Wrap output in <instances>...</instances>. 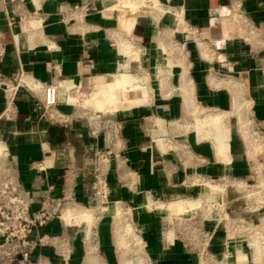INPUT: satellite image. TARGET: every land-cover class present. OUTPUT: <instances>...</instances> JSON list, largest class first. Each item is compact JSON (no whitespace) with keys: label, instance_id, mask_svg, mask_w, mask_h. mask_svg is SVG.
Here are the masks:
<instances>
[{"label":"crops","instance_id":"0c3cea01","mask_svg":"<svg viewBox=\"0 0 264 264\" xmlns=\"http://www.w3.org/2000/svg\"><path fill=\"white\" fill-rule=\"evenodd\" d=\"M97 1L0 0V46L4 49L0 71L12 75L22 70L43 85L74 87L69 92L60 89L58 94L56 108L64 121L51 118L41 105V96L24 89L14 99L13 114L5 117L0 88V141L9 163L5 177L11 178L26 200L29 215L45 210L52 216L45 227L30 235L31 240H45L42 245L27 258L20 253L10 258L1 256L0 264H94L97 259L109 264L114 254L106 219L98 220L97 234L87 239L84 221L66 224L61 217L67 206L92 207L98 203L93 183L97 176L107 184L109 200L134 211L135 225L150 258L157 264H196L195 254L170 233L169 214L147 210L146 199L167 204L180 197H195L206 180L225 178L229 180L224 186L229 188L225 190L227 209L239 216L247 208L241 199L254 186V159L234 135L230 136V150L228 143L224 145L229 157L225 163L213 139L198 140L194 124L184 120L196 113L187 111L186 99L179 91L181 68L175 64L170 74L158 73L169 60L159 51L158 41L170 45L172 51L175 47L169 42V35L174 33L169 23L160 24L139 13L100 8ZM164 1L184 4L185 17L209 48V58L202 57L198 48L196 55L195 45L181 36V46L176 48L181 53L184 47L190 50L188 58H175L171 53L172 61L188 65L195 106L214 113L227 112L233 94L222 82L243 83L251 118L264 130V76L257 68L258 55L243 46L232 25L238 5L251 20L264 23V0ZM12 19L14 28L9 27ZM24 29L31 34L17 43L16 37ZM115 33L133 39L141 51L139 60L128 63V72L131 74L135 63L139 71H147L151 90L148 105H130L135 95H124L127 108L119 104L114 84L119 67ZM87 86L102 90L101 99L86 100L102 115L96 130L88 120L78 117L74 105L67 101L77 87ZM116 124L119 128L113 131ZM207 230L211 232L209 252L224 257L222 236ZM3 242L0 237V244ZM89 246L97 259H89Z\"/></svg>","mask_w":264,"mask_h":264},{"label":"rangeland","instance_id":"374dc122","mask_svg":"<svg viewBox=\"0 0 264 264\" xmlns=\"http://www.w3.org/2000/svg\"><path fill=\"white\" fill-rule=\"evenodd\" d=\"M129 2H135L138 8L134 10L135 8H127V7H121L122 9L126 10H132L129 13H139L145 18L150 19L151 21H154V14L157 12L154 9L151 8V3L148 0H128ZM108 2V1H107ZM160 4L163 6V9L167 7L174 8V11L169 13H162L159 20L157 22H160V24L164 23L165 25H168L169 23V30H173V35H169V42H171L173 45H175L174 50L172 51V57L179 58V57H186L188 58V50L184 47L182 53L177 50L176 47L181 46V36H184V41L189 43L190 45H195L193 48L194 53H198V44L203 43L202 36L200 35V32L196 30L190 23L189 20L185 17V10H184V4L182 3H172V2H165L164 0H159ZM109 3V2H108ZM116 3L115 1H112L108 4V7L113 6ZM96 4L102 8V4L100 0L96 2ZM235 12L234 14H239L240 17H237V20L233 17L232 18V25L235 27L236 36L238 37V40L243 44L244 47H247L248 49H251L254 55H258V61H257V68L258 70H261L262 65L264 63V23H258L251 18H249L245 13L244 9L241 7V5L234 7ZM128 12V11H127ZM181 12L184 20V24L181 25V27L175 23V17L174 13ZM165 20V22H163ZM156 22V21H154ZM184 27V28H182ZM184 32V33H183ZM186 36V38H185ZM115 44L117 45L116 41ZM183 45V44H182ZM189 60V59H188ZM136 64V63H135ZM132 64L131 66V74H140L141 71H139L136 68V65ZM263 72V71H262ZM261 73V71H260ZM245 86V87H244ZM93 88L90 86H87L86 89L80 88V91L77 93L75 92L73 97L77 99V101L84 102L87 99H89L90 92ZM239 89V88H238ZM60 91V89H59ZM76 91V90H75ZM240 93H242L243 98L247 101H250L248 94H247V88L246 85H243V88L239 90ZM59 94V92H58ZM65 99V96H64ZM240 100V99H238ZM245 107L247 109H245ZM73 110L76 112V115L78 117H81L83 119H86L90 117L89 115H85V113H89L90 115L95 114L102 117V115L95 111L92 107H85L86 109H82L78 105L72 106ZM242 109H245V113L247 114L249 124L247 126L246 132L249 135V145L246 143L241 136L240 132L238 131L239 124V115L235 112H232L231 109L227 111V116L224 118L223 123L229 127L231 131V136L234 138L237 137L238 141H243L244 146L246 147L248 153H251L254 161L252 162V165L254 167V174H255V182L254 186L252 188L248 189V192L244 193V198L241 199V201H244L247 203V208L244 210L243 213H240L239 216L232 215L229 213V210L227 209L226 199H225V190H228L229 188H225V184L228 183V179H219L214 181L206 180L205 182H210L212 185H219L220 187L224 188V191L222 194H216L209 196L210 202H206L202 204L200 208L193 209L188 211L186 214L178 215V216H170L169 215V231L171 234H175L177 238L181 239L183 244L191 250L195 254L196 258V264H200L199 258L202 254H207L209 257L205 258L207 261V264H238L236 261L237 255L235 254V250L237 246L240 247V251L246 255L248 259V264H256L253 261V250L250 247V240L256 239L258 242V245L260 246V262L259 264H264V190L261 193H257L259 191V180L256 174V166L261 165L260 174L261 179L264 182V130L260 128L257 121L254 118H251V105L250 102L248 104H244ZM85 110V111H84ZM84 114V115H83ZM201 115H195L190 116L187 115V117L184 119L186 122H190V124H194L192 126H195L196 124V117L200 118ZM207 121L206 123H208ZM211 123V122H210ZM191 127V126H190ZM211 126H208L205 128L208 135L214 136L213 133H215V130L211 129ZM192 127L189 129V131H192ZM224 137V136H223ZM221 137V138H223ZM1 140V139H0ZM222 140V139H221ZM224 140V139H223ZM224 141L221 143H215L216 146H219V150L222 153L220 157L228 159V155L226 154V148L223 146ZM2 144V142L0 141ZM9 168V163L7 159H1L0 158V201L4 200V194L1 193V191L4 188V185L7 182H10L11 178L5 177V171ZM103 179V178H101ZM14 183V182H13ZM12 183V184H13ZM94 192L97 194L99 185L97 184L96 178H94ZM15 184V183H14ZM16 187V186H15ZM220 197V198H219ZM194 197H180L179 199H174L169 202L182 200V199H189ZM202 198V197H201ZM97 200L98 203L95 205H92V207L89 206H83L81 205L80 208H84L87 210H91V212L94 215V221L92 226V233L97 234V223L100 219H106L109 222V231H110V237L112 236V252L114 254L113 257L109 259V264H120V257L117 250V246L114 242L113 238V228H112V221L113 217L110 214H102L101 208L112 206L114 205V202L109 200V196L107 200H102L99 195L97 194ZM119 206L122 208V210L128 212L129 214V221L132 226V228L135 231V234L139 236L141 239L142 245H143V254L145 262L143 264H157L156 261H154L152 258H150L147 255V247L146 242L142 239L141 233L138 230L137 226L135 225L134 221V211H132L127 205L119 204ZM182 206V205H181ZM147 209V208H146ZM178 209V208H177ZM148 210V209H147ZM154 212L158 215H165L168 214L164 211L153 209ZM226 215L227 218L224 217ZM81 227L83 228L84 225L82 224ZM210 231H215V235H221V243L225 245V256L224 257H216L210 256L211 253L209 252V238L211 235ZM91 242V241H89ZM93 245L97 242L94 241L91 242ZM89 243V244H91ZM91 244V245H92ZM124 256L123 259L126 261H129V264H138L137 259L135 255H133L134 251L136 250V247L134 246V242H132L130 239H125L124 242ZM204 251V252H203ZM228 251V253H227ZM232 255H235V257L232 258ZM100 262H102V259H99ZM105 260V259H104Z\"/></svg>","mask_w":264,"mask_h":264},{"label":"bare ground","instance_id":"6f19581e","mask_svg":"<svg viewBox=\"0 0 264 264\" xmlns=\"http://www.w3.org/2000/svg\"><path fill=\"white\" fill-rule=\"evenodd\" d=\"M84 1H90V0H84ZM107 1L110 3L115 0H100L104 8H106L109 4ZM148 1L151 3L150 9H154L155 11H157L154 14V19L156 22L159 20L162 13L164 14V13H169V11L170 12L174 11V8L172 7H167L163 9V6L160 4L159 0H148ZM121 7L122 8L123 7L135 8L134 10L138 8L135 2H129L128 0H116V3L113 6L108 7V8H112L113 10H116V11L117 10L126 11V12L132 11L129 9L124 10ZM174 17H175V23L178 25V27L179 26L181 27V25L184 24L182 13L175 12ZM234 18L237 20V17H234ZM30 34H31V31L29 29H24L22 31V34L16 37L17 43L19 41V38L20 40L23 39L26 41V39L29 38ZM38 35L40 34L38 33ZM113 37L117 43V49H118V54H119L118 73L114 77L115 90H116V95H117L119 104L123 108H127L128 105H125L126 103L122 101V99L124 98V95H130V96L135 95L136 97L135 101L134 103L133 102L130 103V105L132 106L133 105H136V106L137 105H148L150 103L151 90L148 86L147 71L145 69H141V73L137 75L130 74L128 72V63L131 60L137 61L140 59L141 57L140 49L136 46V44L133 43L132 41L133 39L128 38L120 33H115ZM158 48L161 53H166L169 59L167 60L166 66L164 68L159 69L158 73L160 75L163 76L166 74H170V71L174 67L175 64L181 68L179 91L183 94V96L186 99L185 105H186L187 111L190 112L191 114L196 113L198 116L201 115L200 118L196 117V120H195L196 125L194 126V130L196 132L197 139L205 140V139L211 138L213 139L214 144L215 143L219 144L222 141H224L222 143L223 146L228 143L229 150H230V144H229L230 138H231L230 129L228 126H226L223 123V120L227 116L228 113L227 112H215L214 113L211 110L209 111V110L202 109V108L198 109L197 106H195V103L194 101H192V98L190 96L191 85H190V82L187 76L188 65H185L180 62L172 61L171 59L172 48L170 45H164L163 43L158 41ZM198 49L202 57L204 58L210 57L209 48L204 43H199ZM184 81H185V84L183 86ZM209 81L211 84H213L212 77H209ZM222 84L228 87L233 94L231 110L232 112H235L239 115L240 121L238 122L239 124L238 131L240 132L244 141L248 143L249 145L250 143L249 135L246 132L249 121H248L247 114L244 111L247 108L245 107V109H242L244 104L245 105L248 104V101L243 98L242 93H240L239 91L243 88V85L239 82L232 84V82L230 81H225V83L222 82ZM59 86H60V89H63L67 92L72 91V89H74V87L68 84L60 83ZM78 91H80L79 87H77L75 92H78ZM89 96H90L89 101L96 99V98L101 99L102 90L99 88H94L91 90ZM4 99H5V95H4ZM67 101L69 102V104L78 105L82 109L83 108L86 109L85 108L86 106L91 107L89 106L90 104L89 101L80 102V101H77V99L71 95L67 97ZM207 121L209 122L206 123ZM157 122L159 123V121ZM208 126H211L212 130L213 129L215 130V133H213L214 136H211L212 134L211 135L207 134L205 128H207ZM6 154L7 153H6L5 146L0 143V158L4 159L6 157ZM222 161H224L225 163H228L229 157L228 159H225V160L222 159ZM260 169H261V165H257L255 168L256 174L259 180V191L257 193H261L264 190V182L261 179ZM223 189L224 188L220 187L219 185H212L210 182H204L201 184V192L198 195H196L194 198L182 199V200H177V201L164 204V203H156L148 197L146 199L145 207L148 210L158 209V210L164 211L170 216H178V215L186 214L190 210L200 208L202 204L205 203V201L210 202L211 198L209 196L216 195L218 193L222 194ZM101 213L104 215L110 214L113 217V221H112L113 238H114V242L117 246V250L119 253L120 264H129V261H126L125 259H123L125 239H130L132 242H134V246L136 247V250L134 251L133 255H135L138 264H143L145 262L144 254H143V245H142L141 239L139 238V236L135 234V231L130 224V221L128 219L129 217L128 212L122 210V208L119 206V203H114V205L112 206L102 207ZM61 214H62L61 217L66 224H71L73 222L78 223L80 221H84L88 229L87 239H90L92 235L91 229L93 226V221L95 219L91 210H87V209L76 207V206H67L62 211ZM224 217L227 218L226 215H224ZM250 247L253 250V261L256 264H259L260 262L259 259L261 257V254H260V246L258 245V242L256 241V239L250 240ZM87 255L91 256L89 258L90 260L92 259V256H95V259H97V255L94 253L93 247H90V246L88 247ZM236 255H237L238 264H248V259L246 255H244L240 251L239 246H237ZM94 264H103V263L100 262L99 259H97V261H95ZM200 264H207V261L204 257L200 259Z\"/></svg>","mask_w":264,"mask_h":264},{"label":"built area","instance_id":"2783aa9c","mask_svg":"<svg viewBox=\"0 0 264 264\" xmlns=\"http://www.w3.org/2000/svg\"><path fill=\"white\" fill-rule=\"evenodd\" d=\"M17 1L21 0H10L11 3ZM234 17L239 18L240 15L234 14ZM14 26L15 21L12 19L9 21V27L14 28ZM3 55L4 49L0 46V58ZM259 71L264 76V63ZM241 84L244 85L243 83ZM59 85L40 84L34 79L28 78L22 70L12 75H5L0 71V88L5 95V110L3 114L7 118L13 114L14 99L19 90L24 89L35 96H41V105L51 118L57 121H64V115L56 108L60 89ZM85 115L90 116L87 118L90 126L95 130L100 128L101 117L99 115H90L89 113H85ZM105 123L108 126L110 122L106 121ZM118 128V124L114 125L113 131H117ZM104 160L106 159L104 158ZM96 181L99 185L97 194L102 200H107L109 196L107 184L100 176L96 177ZM1 193L5 196L4 200L0 201V237L4 239V242L0 244V257L10 258L12 255L20 253L24 258H27L30 252L42 245L45 241L43 239L31 240L30 235L33 231L45 227L52 219V216L45 210H40L33 215H29L26 200L12 182H7ZM210 256L212 257V255ZM202 257L208 258L209 256L202 254L199 262Z\"/></svg>","mask_w":264,"mask_h":264}]
</instances>
